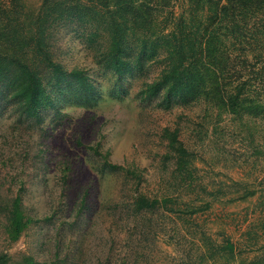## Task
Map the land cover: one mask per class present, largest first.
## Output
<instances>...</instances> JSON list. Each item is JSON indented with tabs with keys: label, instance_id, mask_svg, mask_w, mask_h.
Returning <instances> with one entry per match:
<instances>
[{
	"label": "rangeland",
	"instance_id": "374dc122",
	"mask_svg": "<svg viewBox=\"0 0 264 264\" xmlns=\"http://www.w3.org/2000/svg\"><path fill=\"white\" fill-rule=\"evenodd\" d=\"M45 2L0 0V7L25 20ZM174 2L178 15L186 2ZM82 35L63 24L50 50L66 73L83 72L91 96L53 89L51 72L37 62L54 105L40 122L19 123L12 106L0 108V264H224L213 251L227 240L237 249L234 263L260 260L264 124L203 99L161 110L159 100L141 95L157 80L159 61L120 79L99 65L101 51ZM27 122L38 124L28 131ZM179 147L190 154V178ZM139 195L171 199L139 212ZM19 196L31 222L13 242L5 207Z\"/></svg>",
	"mask_w": 264,
	"mask_h": 264
},
{
	"label": "trees",
	"instance_id": "16d2710c",
	"mask_svg": "<svg viewBox=\"0 0 264 264\" xmlns=\"http://www.w3.org/2000/svg\"><path fill=\"white\" fill-rule=\"evenodd\" d=\"M174 1L46 0L37 16L24 14L25 20L21 11L0 7V108L12 106L19 123L22 118L40 122L43 108L54 105L44 69L37 68V62L51 72L53 89L74 87L77 94L91 96L94 89L83 72L68 74L52 59L54 30L72 24L81 29L90 47L101 51L99 65L120 79L159 61L157 80L141 91L146 100H159V109L203 99L229 114L264 124V0H185L178 15ZM161 16L162 27L170 29L167 35L157 30ZM37 124L27 122L28 131ZM262 146L259 155H264ZM176 150L178 163L190 178V154L182 147ZM109 168L124 170L117 165ZM168 199L139 195L134 205L143 212ZM5 209L9 237L15 242L31 221L26 219L21 196ZM213 254L219 255V262L233 264L237 249L227 240ZM248 264H264V252L260 260Z\"/></svg>",
	"mask_w": 264,
	"mask_h": 264
}]
</instances>
